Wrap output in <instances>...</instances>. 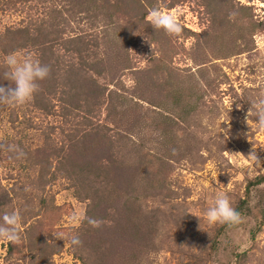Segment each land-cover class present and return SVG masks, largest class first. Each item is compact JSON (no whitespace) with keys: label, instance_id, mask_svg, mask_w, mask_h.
<instances>
[{"label":"rangeland","instance_id":"374dc122","mask_svg":"<svg viewBox=\"0 0 264 264\" xmlns=\"http://www.w3.org/2000/svg\"><path fill=\"white\" fill-rule=\"evenodd\" d=\"M73 4L0 0V43L3 37L10 43L9 35L19 39L18 30L26 36L25 28L45 44L60 34L58 52L67 59L65 43L81 45L82 14L71 16ZM147 5L176 13L183 32L157 42L138 37L130 68H121L120 89L136 87L139 95L147 90L143 83L138 87L139 79L151 76L150 87L163 89L161 107L131 95L128 107H104L93 117L110 141L106 153L117 166H127L121 174L99 158L101 171L94 176L110 191L102 212H91L96 200L85 197H93L95 185L78 191L88 183L79 184L69 163L61 162L69 133L86 132L81 116H68L60 102L49 109L33 100L0 107V216H22V240L0 242V264H264V183L252 186L240 225L210 226L204 218L217 193H226L236 207L248 183L264 173V128L255 116L246 123L249 102L264 97V0ZM34 51L27 45L16 55L35 58ZM177 90L184 100L174 105L167 93ZM254 145L259 162L250 156ZM74 215L80 220L73 222ZM89 217L100 227L89 224ZM73 235L81 245L59 238Z\"/></svg>","mask_w":264,"mask_h":264},{"label":"trees","instance_id":"16d2710c","mask_svg":"<svg viewBox=\"0 0 264 264\" xmlns=\"http://www.w3.org/2000/svg\"><path fill=\"white\" fill-rule=\"evenodd\" d=\"M73 1V7L69 9L71 16H79V13H81V18H84V20L79 19L82 24L77 25L80 30L76 29L80 32V47H68L65 43V51L69 53L67 59H64L62 54L58 52L60 49V34L55 39H50L51 42L45 44L46 41L40 42L38 40V34L34 37V32H31L30 28L22 29L25 30L23 33L26 36H23L21 30L20 32L18 30L16 33L19 39H14L13 36L9 35L12 40L10 43L9 38L5 39L3 37L0 43L3 47L0 49V54H16L19 51H23L27 45L34 46L35 58L51 68L49 78L40 82V91L33 99L34 105L37 108L49 109L51 108L49 104H53L55 108L56 102L57 104L60 102L61 107L68 116L75 111L78 116H81V123L83 125L86 124L85 134L84 132L81 134V131H77L78 129L76 128L69 133L68 141L70 144L61 162L64 163L66 160L69 163L68 172L69 174L72 172L75 175V180L79 184L88 183L87 187L79 186L78 191L85 188L89 190L95 185V188L92 189L94 190L93 197H90L87 192L85 195L90 201L96 200L90 209L94 213L97 209L99 212L105 209L103 208V203L105 202L104 193H110L109 187L103 185L105 181L100 182L97 179V175L94 176L95 171L98 169V171H101L98 162L99 158L101 161L103 158L109 159L111 166L121 169V174H126L127 166L126 163L117 166V162L112 160L109 154L106 153L112 150L107 144V141H110L102 131L104 125H99L98 123L96 125L93 122V117L98 116L104 107L105 109H113L118 106L128 107L129 101L133 100L129 99L131 95L138 97L136 101L141 100L156 107L162 106L158 102L163 97V89L157 88L155 90L150 87L148 79L151 83V76L146 81L139 79L138 87L143 83L147 89L141 91L139 95L134 93L136 92V87L133 89L122 87L120 89L118 86H120L121 68H130L128 62L132 59V50L136 45L134 44L135 41H138V37L157 42L163 40L166 34L163 30L153 29L149 23L150 7L147 5L148 0ZM84 21L89 24L87 28L83 26ZM73 29L75 30V28ZM61 34L64 37L65 31L62 30ZM74 41H79V39ZM120 55L124 57L126 63H124L123 59H120V62ZM76 58L79 59V63L74 61ZM4 71H6L5 61L0 59V73ZM134 71L143 73L144 70L142 68ZM156 75H158V71ZM0 83L4 87L11 86V82L5 80L2 76H0ZM169 92L167 94L173 98L174 105L184 100L182 95H176L179 92L178 90L176 93H171L173 91ZM190 100L191 98L187 101L189 106L191 104ZM112 115L114 113H109V116ZM109 119L112 120V118ZM78 135L79 137H77ZM34 164L37 163L35 162ZM99 183L100 187H98ZM262 183H264V173L248 183L245 197L239 200L235 207L237 211L242 214L250 199L252 186ZM218 231L220 232V230ZM120 235L119 233L118 237ZM132 238H135L133 233ZM124 246L127 249L128 245Z\"/></svg>","mask_w":264,"mask_h":264},{"label":"clouds","instance_id":"9594fccd","mask_svg":"<svg viewBox=\"0 0 264 264\" xmlns=\"http://www.w3.org/2000/svg\"><path fill=\"white\" fill-rule=\"evenodd\" d=\"M148 20L153 29L163 30L169 36H179L183 32V25L180 23L177 14L166 12L159 7L150 11ZM5 65L6 71L0 73V76L10 81L11 86H0V107L24 106L32 102L35 95L40 91V82L51 75L50 66L32 56L20 59L15 53H10L5 58ZM249 104L250 109L246 116V123L249 124L250 118L255 116L259 126L264 128V97L254 99ZM250 156L259 162L255 154V145ZM197 217L201 220L199 216ZM204 218L210 226H238L244 221L241 213L236 210L229 196L224 192L217 193L213 205L206 210ZM72 219L73 222H76L80 220V217L74 215ZM88 223L93 227H100L101 225L100 221L90 217ZM21 224L22 216L19 211L4 212L0 216V242L20 243L22 240ZM59 238L65 241L67 239V242L72 245L79 246L82 244L76 235L71 236L70 239Z\"/></svg>","mask_w":264,"mask_h":264}]
</instances>
